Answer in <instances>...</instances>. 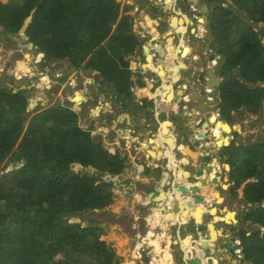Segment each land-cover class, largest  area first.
<instances>
[{
  "label": "trees",
  "instance_id": "trees-1",
  "mask_svg": "<svg viewBox=\"0 0 264 264\" xmlns=\"http://www.w3.org/2000/svg\"><path fill=\"white\" fill-rule=\"evenodd\" d=\"M220 1L209 0L215 5L213 31L224 57L222 113L240 107L259 111L264 103V26L260 32L248 21L237 27V15L229 19ZM259 4L263 12L257 21L264 22V0L251 1V6ZM0 24L33 41L47 61L67 59L76 70L99 71L116 96L132 93V60L127 57L135 54L139 37L127 5L117 0H0ZM29 46L36 50L33 43ZM31 97L27 86L0 87V264H116L104 229L73 217L111 204L112 177L123 171L125 158L95 141L66 103L32 104ZM240 146L247 149L244 159L240 149L230 150L233 192L255 179L244 187V199L253 207L245 216L251 230L238 232L243 264H264V141ZM11 161L18 167L7 170ZM75 163L99 170L75 171ZM127 243L119 237V246Z\"/></svg>",
  "mask_w": 264,
  "mask_h": 264
},
{
  "label": "crops",
  "instance_id": "crops-1",
  "mask_svg": "<svg viewBox=\"0 0 264 264\" xmlns=\"http://www.w3.org/2000/svg\"><path fill=\"white\" fill-rule=\"evenodd\" d=\"M130 1L134 3L135 11L132 13L133 10L130 9L128 13L136 15L134 31L142 40L135 54L131 56L133 69L131 91L141 105L146 106L145 100L154 102L155 105L148 104L144 108V113L139 110V115H135V109L140 106L133 104L129 111L124 113L123 122L122 115L116 116L118 122L116 129L121 132H115L112 139L118 144L123 138L122 134L127 132L123 139L127 142L123 143L127 151L125 148V151L122 149L123 152L120 150L127 162L121 173L126 177L125 181H119L117 185L116 192L120 193L121 198L119 200L116 196L119 202L118 207L115 205L124 224L127 223V226L131 227L132 222L134 232L131 235L132 232L128 229L120 227V231L118 229L111 232V240L119 254L126 255L124 264L133 263L135 254L131 242L133 240L132 244H135L140 238L147 243L144 253L140 256L142 259L136 261L138 264H211L209 257L202 256L204 247L200 242L204 239L209 241L213 236L212 238H217V241L209 243L210 258H217V264H243V258L241 260L237 252L230 253L224 243L233 236L236 238L235 243H239V230L241 228L251 230V221L245 220V216L253 205L245 201L244 187L247 182L255 179H248L235 194L231 181V158L227 157V151L224 149L235 140L236 145L247 146L264 141V103L262 109L256 112L247 107H240L238 110L242 108L247 110L239 115L238 110H232L231 120L227 115L224 116L221 110L224 116V120H221L216 114L219 107L217 101L207 103L210 97L206 95L197 98L198 94L202 93L197 88L203 70L199 59L203 55L204 58L209 56L208 39L205 37L206 23H201L200 18L204 20L210 18L214 12L213 2L210 4L209 0H149L154 5L151 6L148 1L142 3L141 0ZM204 2L208 3L209 16L200 12V3ZM190 3L193 16L184 10V6ZM214 44L212 42L211 46L214 47ZM168 47L171 51H177V55H171L170 50L165 52L164 48ZM181 69L184 70L183 74L180 72ZM120 96L126 98L125 93H121ZM43 99L48 100L45 96ZM37 102L42 103L41 100ZM113 102L110 107L100 112L101 116L105 115V119L98 123L103 135H107L110 128L106 119L109 114L114 111L121 112L122 103L116 102L115 99ZM205 102L207 111L199 110L195 114L192 109ZM135 117L137 121L134 120ZM192 119H195L194 125H191ZM204 121H208L207 126H204ZM203 129L207 132L206 136L202 134ZM218 131L222 132L219 138L218 135L213 136V133ZM184 135L187 137L185 142L182 140ZM193 139L198 140L200 145L193 147L195 141ZM132 144L139 145V154L131 151ZM187 144L194 150L202 151V155H209L207 166L217 160L219 167L204 174L214 178L219 173V182L218 184L209 182L205 187V198L197 204L193 200L191 202L185 200V194L179 192L180 186L182 187L180 183L187 180L183 174L184 170L196 171L200 166L190 167V159L183 156L185 154L183 146ZM119 148L121 146H118V150ZM150 149L154 152L151 153ZM192 164L194 165L193 162ZM227 164L230 168H227ZM202 166H205L204 163ZM166 172L168 174L163 182ZM197 180L198 184H201L200 178ZM123 191H129L131 197L123 195ZM137 193L142 196L140 200L136 199ZM181 201L184 202L183 208H180ZM122 202L128 204L120 208ZM176 202L177 204H174ZM187 207L192 208L188 218L183 216ZM199 209L203 212L201 215L203 221L199 219L197 212ZM213 224L217 231H212L213 235L212 232L208 235L207 229L215 230ZM144 227L146 230L142 231ZM198 230H204V235H199L196 232ZM120 236L129 239L126 246L118 245ZM121 248L127 251H121ZM164 253L169 255V261L162 263Z\"/></svg>",
  "mask_w": 264,
  "mask_h": 264
},
{
  "label": "rangeland",
  "instance_id": "rangeland-1",
  "mask_svg": "<svg viewBox=\"0 0 264 264\" xmlns=\"http://www.w3.org/2000/svg\"><path fill=\"white\" fill-rule=\"evenodd\" d=\"M2 1L9 2V0H2ZM117 1L121 3L122 6L127 5V13L130 9H132L133 10L132 13H134L135 10L133 8L135 6L133 2L131 1L129 2V0H120V1L117 0ZM142 1H148V3L151 6H154L153 3L149 0H141V3ZM221 1L219 4H223L224 9L226 10L223 13L229 14L230 15L229 19H232L235 15H237V18H238L237 27L244 28L245 27L244 21H248L250 24L255 26L258 32L262 30L264 26V22L257 21V18L263 12L261 9L262 4L251 6V1L256 2L260 0H223L222 2ZM160 10L163 11V8L160 7ZM128 14L131 15V18L133 20V26H134L135 25L134 17H136V15H133L131 13H128ZM201 14L203 13L201 12ZM207 15L209 16V14ZM136 34L138 35L137 32ZM141 41L142 40L138 38V45H140ZM29 44L30 43L28 42L26 36L10 34V32H8L6 28L2 24H0V87H3V86L26 87L27 86L30 89V93L32 94V97H31L32 104L40 100L42 101V104H45L46 106L52 105V104H58V103H66L73 110H75L76 113H78L79 120H80L79 125L82 128L89 130L91 132L92 138L95 141H98V142L101 141L102 146L108 151H110V153L112 154L117 153L119 154V156L124 158L121 155L120 150L123 152L125 148L124 144L127 143L126 141L123 140L125 138L124 135L127 132L122 134L123 138L120 139L121 141L118 144L114 142V140L112 139L115 132H118V133L121 132V130L116 129V123H118L116 116L122 115L121 117H122V122H123L124 113L129 111L128 109L130 108V106H133V104L140 106L134 111L135 115H139V110H141V113L142 112L144 113V108L148 106V104L151 105V103H153V105H155V103L145 100L144 104L146 106H143L140 104L139 100H137L136 97L133 96L132 93H130L129 95H126L125 96L126 98H123L121 96H116L115 88L111 84L110 85L105 84V80L101 75H99L100 74L99 71L98 72L97 71H84V69L76 70L75 69L76 67L71 65L70 61H68L67 59L58 60V61H47L45 58H40V50L36 51L35 49L31 48ZM156 48H158V46H156ZM33 50H35L36 52ZM169 50H170L169 52L171 55H177V51L171 53V49ZM213 50H214V54L217 55V61L219 62V59L222 57L223 54L215 51L214 48ZM208 53H211V52L209 51ZM131 56H128L127 58H131ZM204 57L205 55H203L199 59V64L203 66L202 72H205L206 68L214 69L217 64L211 62L209 60V56H206L207 58H204ZM23 62L25 64H23ZM182 72H184V70H182ZM68 73H71L70 77ZM44 96L48 98L47 101L43 99ZM114 99L116 102L122 103L121 108H120L121 112L114 111L109 114L107 111H105V113L109 114V116L106 119H107L108 126L110 128L107 131L108 134L103 135L102 130H100L98 127L100 125L98 123L100 122V120L105 119L104 117L105 115L101 116L100 112L110 107V105L114 103L113 102ZM217 103H218V106L220 107L219 102ZM224 110L226 112V115L231 120L233 117L230 112V109L225 108ZM246 110L242 108L238 110V114L241 115V113H244ZM109 117L110 119L108 120ZM134 120L137 121V118L135 117ZM113 121H115V123ZM263 124H264V118H263ZM263 131H264V128H263ZM216 134L219 135L218 136L219 138L222 135V132L220 131L215 132L213 133V136L217 137ZM235 142L236 140L233 142L232 146L228 145L227 147H225L224 150L227 151L226 153L227 157L231 156L232 154V152L230 151L231 149H234V151L240 149L241 150L240 157L241 159H244L245 154L247 153V149L245 148V146L236 147L239 144L236 145ZM129 143L130 141H128V144ZM118 146H121L119 150H118ZM222 147H224V145H222ZM131 148H132L131 149L132 152L134 151V153L136 152L137 154H139L140 147L138 144L137 145L132 144ZM125 150L127 151L126 148ZM126 162L127 160H125V163ZM8 166L9 167L7 168V170H10V169L13 170L14 168L18 167V165L16 164V161L9 162ZM218 168L219 167H217L216 169ZM73 169L75 171L84 170V171H90V172H98L99 170L93 166L91 167L82 166L77 163L73 164ZM216 169L212 168L213 171ZM121 173L118 174L117 176L115 175L112 177V180L114 181L115 185H114V188L112 189L113 190V201L111 202V204L99 210H89L87 212L80 213L76 215L75 217H73L76 220H80L85 225H89L90 222H96L95 223L96 225L104 229L106 235H104L103 237L107 240L108 245L115 252V262L117 260L119 261L116 264H124V261L127 257L126 255L122 256L121 254H119V251L116 245L111 240V232L113 230L118 231V229L120 231V227H125L126 230L128 229V231L132 232L131 235H133V232H134L132 222H131V227L127 226V223L124 224L120 213H118V211L116 210L118 207L117 202H119L118 197H119V200L121 198L120 193L116 192L117 185L119 184V181L120 182L125 181V178H126ZM105 174H107V172ZM123 195L129 196V191H126V192L123 191ZM138 195H140V193L136 194V199ZM115 204H117V207ZM126 204H128V202H122L120 204V208ZM180 208H183V205L180 204ZM213 225H214V228H216L215 224ZM169 227H170V233H171V230H172L171 225ZM145 230L146 228L144 227L142 231H145ZM262 230H264V228ZM212 231L215 232L216 230H212ZM208 235H210V231H208ZM216 240L217 238L214 237L213 239L210 238L208 242L209 243L211 241L215 242ZM132 243H133V240L131 242L132 250H137V252L133 251V253L135 254V258L133 257L132 264H138L136 261L138 259H142L140 256L144 253V249L146 248V246L143 244L140 245L139 241H137L135 244H132ZM200 245L203 246V243L200 242Z\"/></svg>",
  "mask_w": 264,
  "mask_h": 264
},
{
  "label": "water",
  "instance_id": "water-1",
  "mask_svg": "<svg viewBox=\"0 0 264 264\" xmlns=\"http://www.w3.org/2000/svg\"><path fill=\"white\" fill-rule=\"evenodd\" d=\"M197 1H195V2H197ZM184 7H185L184 10L187 11L190 16H193L194 12H193L191 6L188 4V5H185ZM208 10H209L208 4L207 3H203L201 5L202 13L203 14H207ZM200 22L201 23H205L206 22V24H205L206 37H208L210 39V41L207 42V45H208L207 49L209 51L211 42H215L216 41V37H215L214 31H213L212 20L211 19L204 20V18L203 19L200 18ZM217 50H219V46H217ZM214 58H215V55L212 54L209 57V60L212 62L214 60ZM223 64H224V59L221 57L219 59L218 64L215 66L214 69L213 68L212 69L206 68L205 72H201L200 77H199L200 81H199V84H198L197 88L202 93L198 94L197 98L201 97V95H203V96L206 95V96L210 97V99H207V103H214L216 101V99H214V98H218L219 97V95H220V87H221V85L223 83V77L220 74V72H221V70L223 68ZM207 103L206 102L205 103H201L200 106H198V108H193L192 109L193 112L195 114L199 110H203L204 112H206L207 111V108H206L207 107ZM218 110L221 112V107H218ZM207 124H208V122L204 121V125L207 126ZM205 129L202 130V134L204 136L207 135V132H206ZM197 137L198 136L196 134V138ZM182 140H183V142H185L187 140L186 135L183 136ZM208 144L211 145L210 142H208ZM198 145H200V142L198 140H195L194 144H193V147H197ZM193 147L190 146L189 144L185 145L184 149H183L185 154H183V156H185L188 159H190V161H191V164L189 165L190 167H194L195 168L197 165H200V166H198L196 171H194L193 169L192 170H189V169L184 170L183 174L185 176H189V177L187 178V180H184V182L180 183L182 185V187L180 186V188H181V191L185 194V196H184L185 200H189V201L193 200L197 204V203H201L203 201V199L205 198V187L208 185L209 182L218 184V182H219V174L217 175V177H214V178H210L209 176H205L204 175L205 173L212 172V165H209V166L206 165L209 155L208 154H203L202 155V151L194 150ZM149 151L151 153L154 152L151 149ZM201 160H202V164H201ZM192 162L194 163V165L192 164ZM203 163H204L205 166H202ZM167 174H168V172H166V174H165V176L163 178V182L165 181ZM192 174H194V176ZM198 178H200L199 182L201 184H198V180H197ZM210 191H211L210 193H212L213 192V188H211ZM191 209L192 208L187 207L184 210V215L183 216L188 218L189 217L188 215L190 214ZM196 217H197V212H196ZM196 232L199 235H204V230H198ZM235 235H237V234H235ZM207 240L208 239H204L202 241L203 247H204V251L201 250L202 251V256L205 257V258L209 257V259H211V261L209 263L217 264V262H218L217 258H210V255H211V253L209 252L210 251V244H209V242ZM235 241H236V238L234 236L231 237V239H227L225 241V243H224L225 247L227 248V250L230 253H234L237 249H240L241 252H242L243 251V246H239L237 243H235Z\"/></svg>",
  "mask_w": 264,
  "mask_h": 264
},
{
  "label": "bare ground",
  "instance_id": "bare-ground-1",
  "mask_svg": "<svg viewBox=\"0 0 264 264\" xmlns=\"http://www.w3.org/2000/svg\"><path fill=\"white\" fill-rule=\"evenodd\" d=\"M166 44V43H165ZM165 47V46H164ZM169 49H170V47H168L167 49H165L164 48V51L165 52H168L169 51ZM199 51V50H198ZM173 52H175L174 50H172L171 51V53H173ZM23 64H25L24 62H23ZM169 87V86H168ZM181 93H183V92H181ZM216 114L220 117V118H222V119H224V116L222 115V113L218 110V109H216ZM208 122V121H207ZM194 123H195V119H192V121H191V124L192 125H194ZM204 126H206V125H204ZM219 134V133H218ZM217 135V134H216ZM219 136V135H218ZM202 137V136H201ZM202 139H204V137H202ZM193 140H195V139H193ZM157 147H159L158 145H157ZM183 149H184V146H183ZM167 152V151H166ZM172 155V154H171ZM173 156V155H172ZM217 160H214L210 165H212V168H217L218 166H217ZM228 165V164H227ZM227 168H230L229 167V165H228V167ZM185 176V175H184ZM191 176V175H190ZM186 178H188L189 176H185ZM180 192V194H182V191L180 190L179 191ZM171 200V199H170ZM173 201V200H172ZM182 202V201H181ZM191 202V201H190ZM183 203L184 202H182V204L181 205H183ZM175 204H177V202L175 203ZM180 204V203H179ZM174 208V207H173ZM193 211V210H192ZM198 215H199V219L201 220V221H203L202 220V217H201V215H202V211L199 209L198 211ZM204 224H207V223H205L204 222ZM215 230H216V228H215ZM208 231H210V232H212V230L211 229H207L206 230V233L208 232ZM217 231V230H216ZM164 235V234H163ZM212 235H213V232H212ZM213 237V236H212ZM211 237V238H212ZM171 238V236L169 237V239ZM210 239V238H209ZM213 239V238H212ZM199 248V247H198ZM169 255L167 254V253H164V256L161 258V262L162 263H164L165 261H169ZM172 261V260H171Z\"/></svg>",
  "mask_w": 264,
  "mask_h": 264
},
{
  "label": "clouds",
  "instance_id": "clouds-1",
  "mask_svg": "<svg viewBox=\"0 0 264 264\" xmlns=\"http://www.w3.org/2000/svg\"><path fill=\"white\" fill-rule=\"evenodd\" d=\"M204 3H207V2H204ZM209 3H210V2H209ZM191 4H192V3H190L189 5L191 6ZM207 4H208V3H207ZM210 4H211V3H210ZM200 5H202V3H200ZM191 8H192V7H191ZM200 10H201V9H200ZM201 12H202V11H201ZM207 14H208V13H207ZM207 14H205V16H207ZM213 15H214V12L211 14V16H210L209 19H211V18L213 17ZM211 20H212V19H211ZM212 22H213V20H212ZM205 37H206V27H205ZM206 38L208 39V41H210V39H209L208 37H206ZM27 40H28V39H27ZM216 41H217V40H216ZM216 41H215V42H216ZM28 42H29V43H33V44L35 45V47H36V51H37V50H38V51L40 50V49L38 48V46H37L33 41L28 40ZM211 44H212V42H211ZM33 51H35V50H33ZM36 51H35V52H36ZM209 51L211 52V53H208L210 56H211L212 54H214V50H213V47H212L211 45H210V50H209ZM209 51H208V52H209ZM214 55H215V58H214V60H213L212 62L218 64V61H217V55H216V54H214ZM210 56H209V57H210ZM40 58H44V57H43V54H42L41 51H40ZM56 61H58V60H56ZM68 75H69V77H70V76H71V73H70V74L68 73ZM65 78H66V77H65ZM35 103H37V102H35ZM41 105L46 106L45 104H42V103H41ZM239 240H240V239H239ZM146 243H147V242H146L143 238H140V239H139V244H140V245H142V244L145 245ZM237 244H238L239 246H242V245H241V241H240L239 243L237 242ZM134 252H137V250H134ZM235 252H236V251H235ZM241 260H242V259H241Z\"/></svg>",
  "mask_w": 264,
  "mask_h": 264
},
{
  "label": "flooded vegetation",
  "instance_id": "flooded-vegetation-1",
  "mask_svg": "<svg viewBox=\"0 0 264 264\" xmlns=\"http://www.w3.org/2000/svg\"><path fill=\"white\" fill-rule=\"evenodd\" d=\"M217 40V39H216ZM217 46H219V50H217ZM215 51L219 52L221 51V44H220V41L217 40V42L214 44V47ZM210 56V55H209ZM222 58L224 59L223 55H222ZM224 65V64H223ZM221 74V72H220ZM223 77V76H222ZM223 80H224V77H223ZM216 99V98H215ZM219 100V97L216 99V101L218 102ZM200 248V247H199Z\"/></svg>",
  "mask_w": 264,
  "mask_h": 264
},
{
  "label": "built area",
  "instance_id": "built-area-1",
  "mask_svg": "<svg viewBox=\"0 0 264 264\" xmlns=\"http://www.w3.org/2000/svg\"><path fill=\"white\" fill-rule=\"evenodd\" d=\"M236 252L238 254V257H240L242 259L243 258V254H242L241 250L240 249H237Z\"/></svg>",
  "mask_w": 264,
  "mask_h": 264
}]
</instances>
